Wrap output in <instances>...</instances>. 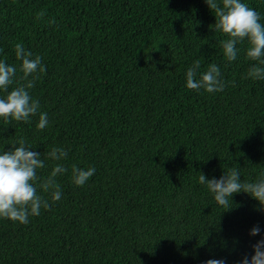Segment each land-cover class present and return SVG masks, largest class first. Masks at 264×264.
I'll return each mask as SVG.
<instances>
[{"label": "trees", "instance_id": "trees-1", "mask_svg": "<svg viewBox=\"0 0 264 264\" xmlns=\"http://www.w3.org/2000/svg\"><path fill=\"white\" fill-rule=\"evenodd\" d=\"M242 2L264 23V0ZM214 23L204 0H0V60L17 67L9 91L23 75L20 43L46 66L29 92L49 121L41 131L38 115L0 119V151L23 138L41 153V180L56 163L68 169L50 210L27 224L0 219V264H240L253 254L259 203L241 192L225 211L198 180L264 174V80L245 78L247 41L226 60ZM196 60V79L219 66L223 91L186 87ZM53 147L67 158L48 159ZM73 164L96 169L85 185L72 183Z\"/></svg>", "mask_w": 264, "mask_h": 264}, {"label": "clouds", "instance_id": "clouds-1", "mask_svg": "<svg viewBox=\"0 0 264 264\" xmlns=\"http://www.w3.org/2000/svg\"><path fill=\"white\" fill-rule=\"evenodd\" d=\"M214 13L215 30L225 36L220 41L222 52L226 60L231 63L237 59L238 44L247 41L246 58L255 62L252 64L245 78L264 80V23L261 15L242 0H204ZM45 12L37 14V19H43ZM54 24L55 20L49 21ZM16 59L21 61L19 71L23 74L17 86L9 91V87L16 82L17 67L0 60V91L7 93L0 97V119L11 123H31L33 116H39L36 125L38 130H44L49 125L48 114L41 112L39 100L33 99L29 89L36 85L41 74H46V66L40 55L33 56L31 51L25 50L20 43L15 45ZM200 61H194L186 72V87L190 90L204 89L208 93L221 92L225 88L220 68L216 64H209L207 70L196 79ZM19 145V146H17ZM30 145L23 138L11 145L7 151H0V219H7L15 223L27 224L29 217L39 216L41 209L50 210L52 204L62 198V189L58 180L59 175L68 171L61 163H56L51 173L43 180L38 176V170L45 167L41 153L32 151ZM67 151L62 147H53L47 158L62 161L67 158ZM96 169H83L73 164L71 166V180L75 186L85 185L95 174ZM199 183L205 185L213 194L216 204L230 210L233 207V194L246 193L260 205L264 212V174L255 182H243L237 168H230L219 178L207 179L204 173H199ZM39 189V191H38ZM46 193L50 196L46 199ZM261 232L259 225L250 230V236H257ZM253 254L244 255L240 264H264V237L252 245ZM204 264H225L224 259H209Z\"/></svg>", "mask_w": 264, "mask_h": 264}]
</instances>
